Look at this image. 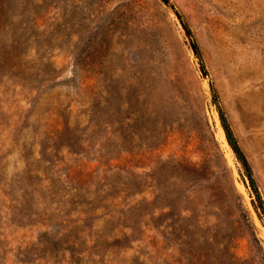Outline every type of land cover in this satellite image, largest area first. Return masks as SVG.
<instances>
[{
    "label": "rangeland",
    "instance_id": "obj_1",
    "mask_svg": "<svg viewBox=\"0 0 264 264\" xmlns=\"http://www.w3.org/2000/svg\"><path fill=\"white\" fill-rule=\"evenodd\" d=\"M168 2L0 0V264H264V0Z\"/></svg>",
    "mask_w": 264,
    "mask_h": 264
},
{
    "label": "trees",
    "instance_id": "obj_2",
    "mask_svg": "<svg viewBox=\"0 0 264 264\" xmlns=\"http://www.w3.org/2000/svg\"><path fill=\"white\" fill-rule=\"evenodd\" d=\"M215 90L213 89V93ZM214 97V102L216 103V96ZM217 105V104H216ZM218 114H219V120L221 127L224 131V135L227 141V144L229 145L231 151L233 152L235 159L240 164V173L242 176L243 183L245 186H247L250 190L252 195L255 197V199L252 201L253 207L258 214L259 218L260 214H264V202L261 199L260 192L257 187L256 180L253 175L252 167L248 161L247 156L245 155L234 131L232 130V127L224 113V111L218 107Z\"/></svg>",
    "mask_w": 264,
    "mask_h": 264
},
{
    "label": "water",
    "instance_id": "obj_3",
    "mask_svg": "<svg viewBox=\"0 0 264 264\" xmlns=\"http://www.w3.org/2000/svg\"><path fill=\"white\" fill-rule=\"evenodd\" d=\"M164 3H166L168 5V7L171 9V10H174V7L173 5H171L168 0H162ZM176 18L178 19L179 23L181 24L183 30H184V33H185V36L188 40V43L192 49V52L193 54L195 55V57L197 58V46L195 45V43L193 42V39L191 37V34L189 32V30L187 29V27L185 26V24L183 23V21L181 20L180 16L177 14V12L174 13ZM198 65H199V69L201 71V73L203 74L204 77H206V73L204 71V68L200 65V62L198 61Z\"/></svg>",
    "mask_w": 264,
    "mask_h": 264
}]
</instances>
